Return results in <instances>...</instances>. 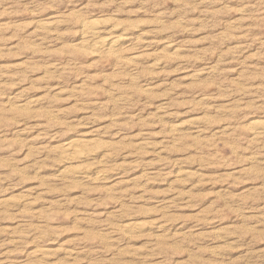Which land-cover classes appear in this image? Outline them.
I'll return each mask as SVG.
<instances>
[{"label": "rangeland", "instance_id": "obj_1", "mask_svg": "<svg viewBox=\"0 0 264 264\" xmlns=\"http://www.w3.org/2000/svg\"><path fill=\"white\" fill-rule=\"evenodd\" d=\"M0 264H264V0H0Z\"/></svg>", "mask_w": 264, "mask_h": 264}, {"label": "bare ground", "instance_id": "obj_2", "mask_svg": "<svg viewBox=\"0 0 264 264\" xmlns=\"http://www.w3.org/2000/svg\"><path fill=\"white\" fill-rule=\"evenodd\" d=\"M83 31H84L85 37H88L90 39L91 38L96 39L101 34V29H99L98 23L95 21L87 22V23L84 22ZM120 41L126 42V41H130V39L125 37V38H121ZM117 42L118 41H111L110 39L102 38L100 40H95L91 44L95 48L96 52H99L100 54L103 52V50L112 51L113 49H115V47L117 46ZM255 128L257 129H254L253 135L255 138H259V136H261V131L258 126ZM90 143L91 142L89 141H83V142L82 141H71L69 143H66L64 148L61 151V154H62L61 156L63 157L64 162L74 163V162H80L81 160L88 158L91 155V153L88 152V150L84 149V147L86 145H90ZM71 169L73 170H70L67 172L68 176H70L71 178H76V179H80L84 181H100V180L104 181V179H106L108 175L106 171L102 169L100 170L97 168L90 169V168L83 167V166H79V167L76 166L75 168H71ZM138 227L142 228V225L140 223H128L124 225L122 228H119V229L113 228L114 231L112 232L115 234V236H117L119 232H126V231L129 232L132 230L134 231V229ZM65 253L68 257H73V252H71L70 250ZM32 254L35 255L36 257L37 256L45 257L44 251H41L38 249L33 251Z\"/></svg>", "mask_w": 264, "mask_h": 264}]
</instances>
